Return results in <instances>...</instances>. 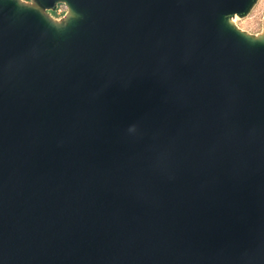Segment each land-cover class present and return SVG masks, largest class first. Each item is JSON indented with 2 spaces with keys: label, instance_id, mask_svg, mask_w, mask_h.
<instances>
[{
  "label": "water",
  "instance_id": "95a60500",
  "mask_svg": "<svg viewBox=\"0 0 264 264\" xmlns=\"http://www.w3.org/2000/svg\"><path fill=\"white\" fill-rule=\"evenodd\" d=\"M252 1L0 0V264H264Z\"/></svg>",
  "mask_w": 264,
  "mask_h": 264
},
{
  "label": "rangeland",
  "instance_id": "374dc122",
  "mask_svg": "<svg viewBox=\"0 0 264 264\" xmlns=\"http://www.w3.org/2000/svg\"><path fill=\"white\" fill-rule=\"evenodd\" d=\"M22 8L36 10L45 20L60 26L75 18L74 13L63 3L55 2L50 9H43L33 2L24 4L20 0H14ZM67 10V15L65 12ZM228 24L235 32L253 41L262 42L264 36V0H253L247 10L241 15H232Z\"/></svg>",
  "mask_w": 264,
  "mask_h": 264
},
{
  "label": "clouds",
  "instance_id": "9594fccd",
  "mask_svg": "<svg viewBox=\"0 0 264 264\" xmlns=\"http://www.w3.org/2000/svg\"><path fill=\"white\" fill-rule=\"evenodd\" d=\"M21 3H24V4H33L34 0H20ZM65 15H67V10L65 12Z\"/></svg>",
  "mask_w": 264,
  "mask_h": 264
},
{
  "label": "bare ground",
  "instance_id": "6f19581e",
  "mask_svg": "<svg viewBox=\"0 0 264 264\" xmlns=\"http://www.w3.org/2000/svg\"><path fill=\"white\" fill-rule=\"evenodd\" d=\"M227 21V20H226ZM54 24V23H53ZM55 26V25H54Z\"/></svg>",
  "mask_w": 264,
  "mask_h": 264
}]
</instances>
